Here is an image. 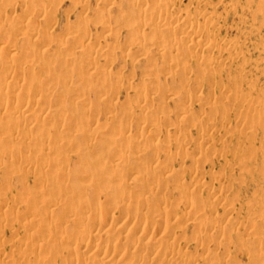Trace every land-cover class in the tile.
<instances>
[{
  "label": "rangeland",
  "instance_id": "obj_1",
  "mask_svg": "<svg viewBox=\"0 0 264 264\" xmlns=\"http://www.w3.org/2000/svg\"><path fill=\"white\" fill-rule=\"evenodd\" d=\"M151 1L152 0H145L144 3L150 4ZM170 1L171 5H169V8L166 6L163 10L168 11V13H171L173 16L184 18L186 15L188 16L194 14L195 9L201 8L202 10L199 9V12L204 15L197 16L195 23L202 24V22L206 19H209L212 22L213 25L209 30V37L215 41V45L211 50H203L202 53L209 56L214 61V63L210 64L208 71L205 70L200 72L198 71L199 69L197 70L195 62L193 64L194 59L192 60V55L194 52L188 53L190 54L188 55L190 57H187L186 54H179V56L176 55L178 58H188L186 60L183 58L184 62H186L185 65L188 66L187 68H190L191 71L188 73V82L186 83L181 71H177L176 74L174 73V75H172L173 79H170V77H165L166 75L162 73L163 71L157 73L156 75H159L160 73L161 74L159 77L157 76L158 79L156 78V82L160 87H163L160 88L158 92L154 93V102L152 104L148 103L146 105L147 108L143 114L136 108V104L138 101L137 98L143 90V83L146 81V79H148L147 77L149 75L148 69L145 68L146 73L144 72V67L147 66V68L152 69L151 67L153 66L154 68V65L152 64L155 60V65L158 67L159 65H162L163 67L170 65L172 62L170 63L168 60H166L165 63V59L162 61V58L157 55V58H154V61L150 63L149 60L151 59V53L158 50L160 46L154 43L156 41L154 40L155 37H148L150 34V29L148 27L145 26L139 31L136 29V21L135 23H132L134 20H136L134 17L136 12H134L135 10L133 9L135 8V5L128 6L126 3H123L122 0H107V2H105V0H28L26 5L29 7V11L38 4H42L44 8L41 11L39 10L37 14H33L25 25H22L19 22H13L8 18V16L11 14L10 12H12L11 7H6L2 10L0 7V103L3 87L2 73L8 70L12 74L13 82L16 85L15 90H13L10 94L13 98L9 95L11 97V99H9L10 104L8 106L9 115H3L0 118V190L2 189L1 191H5L3 195L7 196V200H5L6 197H3L2 192H0V202L2 203L3 199L7 201L5 202L3 200V203L5 202L7 206L5 203L4 205H1L0 203V208H3L4 214L6 213L5 215L3 214V218H0L1 221L4 219L2 223L0 222V232H3L2 235L0 233V258L5 254L8 255L6 257H8V259L11 258L10 264H81L80 261L85 257L86 254L82 251L74 250L72 246L78 242V240L75 239V234L88 232L91 235L105 237L109 243L113 242L114 239L116 241L117 238H119L127 240L133 244V246L130 248L122 247L119 250H115L113 252L115 256L121 253V251H123V255L112 259V263L110 264H124L126 262L131 264H176L175 261H159L160 256L165 251L170 252L172 250H176L177 244L170 241V237L175 235L179 239V246L184 248L181 250V254H178L181 258H183V260L189 258L190 254L194 255H190V258L194 257V259H198V255L196 254L195 249L193 250V248L196 247L195 245L201 244L205 240L204 243L207 241L208 245L210 244L208 247L206 243L207 247L210 249V252L203 255L204 261L198 259V261H196L198 264H264V261L259 262L256 259L257 254L260 253L259 251L258 253L256 249H261L262 253L264 247V224L261 222H264V219L261 216H258V212H260L258 210L263 207L260 210L263 211L262 214L264 217V123L259 125L255 123L257 125L255 126L252 125L254 122L249 123V121H251L250 119L247 121L248 118L244 119L242 117L241 118L243 120L240 118L242 121L239 122L238 117L240 116H237V113L239 112L238 110L242 111V108L235 110L234 106L228 107L227 109L225 108L226 113L228 114H222L223 116L221 117H224L225 115L227 119L225 117V119L221 118V113L214 114L216 115V117L213 115L216 119L212 117L215 121L214 122L212 120V123L214 124L210 122L211 119H208L212 116V112H210V109L208 107L206 108V106L203 108L205 110L203 112L204 115L202 114L203 116L200 115L197 117L198 119H193L192 122L195 120L194 123H192L190 120L192 125L190 122H187L188 124L185 125V121L183 122L184 124L182 122L178 124L177 122H179L180 119L176 117L178 116L179 110L182 109L183 106H186V103L184 101L182 102L181 98L183 93L186 92L185 90L188 88V91H191L190 93L193 96L199 97L201 102L205 100L207 102L211 101V89L213 90L214 84H220V82L221 85L223 84L222 86L225 88L226 92L232 90L237 91L238 100L240 99V96L242 97L243 95H246L247 97H255L259 95L264 99V0ZM139 2L143 3V0H139ZM20 9L21 7L19 8V6H17L15 12L18 14L21 13L20 11H23V8L22 10ZM28 13L26 14L28 15ZM129 17L133 19L132 22H129ZM82 23L87 25L86 31L88 32V36H86V39H89V42L87 43L88 45L82 47V50L78 49L77 47L75 48L73 54L71 53L70 55H66V53L62 52L63 42L66 41L67 37H69L71 40L69 42L66 41L67 43L64 42V44L69 46L72 44L76 46L74 44L76 39L85 29L82 28ZM147 33L149 34L147 35ZM146 38H150V40H147ZM134 40L136 42H141L144 40L142 42L146 43V46L148 45L146 50L149 54L148 61L151 64V67L146 65L148 62L145 63V58L143 56L136 53L140 51L138 45L129 44ZM152 40H154L153 43L155 46L151 43ZM72 45L71 47H73ZM118 47L120 50L121 48L125 49H123V52L121 51L120 53ZM96 49L99 52H96ZM116 50H119V54ZM89 52L93 55L97 53L95 56H99V60L93 63L94 67H86L84 63L83 64L85 66L82 64V60H78L79 58H84ZM197 53H195L197 56L202 54H200V51ZM172 54L174 55L175 52H172ZM173 55L171 56L173 57ZM181 55H183V57H181ZM61 57L65 59L66 64H59V59ZM176 57H173V60H175ZM219 60L222 62L221 64H218V67L217 62ZM72 64H75V66L71 67ZM26 65L30 66L32 70L28 72V70L25 69L18 72L19 74H13L14 71L20 70ZM49 65H54L57 69L46 71L45 69ZM59 65L62 66L63 70L60 69L61 67L59 68ZM30 72L32 74H30ZM86 74H88V76ZM144 74L147 76H144ZM200 75H202L204 78V81L199 85L201 88L196 85L197 82H195L196 79L198 80ZM32 77L35 83L32 81L29 82V78ZM58 77L61 78L59 79ZM180 77H182V81ZM150 80V82L155 81L153 79ZM147 82L149 81L147 80ZM196 86L198 88H195ZM212 86L213 88H211ZM172 90L174 91V94H177L176 98L173 101L164 100V104L166 103V105L160 104V100L162 98L164 99V96H167L165 95L167 94L166 91L173 92ZM175 91L177 92L175 93ZM40 92L42 96V102L41 98L38 99L41 96H37V94ZM35 94L37 97H34L33 99L38 101L37 104H35L31 98ZM9 96L7 98H9ZM30 98L32 99L30 112L25 114L26 117L24 116V119L26 118V122L27 120L31 121V123L27 122L30 128V131L27 132L30 133L29 135L31 137L28 134L27 135L30 137V140L32 138V141L29 139H22L23 135L26 134V131L22 128L18 130L12 128V123L14 121H20L19 117L12 115L13 104L20 100H30ZM108 100L111 102V105L109 106H107ZM216 103L220 102L217 101ZM226 103L227 101L223 102V104ZM233 103L234 101H231V104ZM253 105L248 107V110H251V113L253 112L252 115L254 113H260L261 111L256 112V109L258 108L257 106L255 107L256 104L254 106ZM192 106V110L195 112L194 114H199V105L193 103ZM40 110L42 113L39 114V117L32 115V112H40ZM70 110H72V112H78V114L74 116L76 118L74 121L71 119L73 115L70 116V118L69 114L68 116L66 114L67 112H71ZM126 110L130 112L129 116L125 114ZM63 113L65 116H62ZM84 113H88L87 115L90 114V122L85 124L82 123L83 117L78 116ZM208 114L210 117H208ZM31 115L34 116V119ZM41 116H43V118ZM76 116H78V118ZM148 117L150 118L151 122H154V124L156 123V125L150 124L147 126V123L146 125L143 123L145 125L144 126L142 122H144L145 119L147 120ZM68 118L70 120V124L68 123ZM56 120H59V122L57 125H53V122ZM196 120H200L202 127H209L208 133L211 132L210 134L212 135L214 143L212 144L213 141H210L209 144H207L208 146L210 145L208 149L211 147L209 150L214 149L215 152H218L220 146L223 148V150L220 149L222 150V153H219L220 151L218 152L219 155L221 154L220 156L222 158L219 157L217 152L214 153L213 151L210 152L208 150V152H210L208 153L210 155L207 154L208 156H211V154L213 156L214 154L213 158L211 156L212 164H204L201 162L203 164L201 165L200 163L201 166L197 167V173L201 171L199 168L204 166V169L202 168V173L204 174L203 176L205 177V180L202 174L199 175L201 172L198 173V177L201 178V180L203 179L202 181H206V183H204L207 186L213 185L214 187H217L219 184L216 183V181L213 182L212 179L210 180L211 185L208 184L210 179L208 173L210 174V172H214L215 170V173L222 175L221 179L219 180L221 181L219 182L221 183L220 187L225 188L224 185L228 186L227 183L230 185L232 184V186H229L231 189H229L230 191L228 190L227 196L228 198L231 196L232 201H236L233 202L234 204L232 205H235V209L232 207L234 212H231V217L230 214H228L227 217H237V220L239 219L240 221L251 219V221L253 220L257 223V227H263H259L261 228V241L256 244V248H252V246L247 242H243V244L240 246L237 243H233V245L228 243V240H235L234 229L236 228V221L234 220V222H232V220L229 222L227 226L228 232L224 233L225 235L227 233L229 234L230 239L228 238L227 241L224 240V237L226 239V236L224 235V237H222L220 233H217V231L211 230L212 234H210L211 231H208V229L205 228L204 223L197 224V227L195 226V223H190L185 227V230L179 234L177 230L182 225L183 222H181V220L185 216L184 214L187 213L188 208H184V197L183 199L181 198L182 196L179 194L178 188L176 187L171 191L170 189L161 190L155 193L154 196L148 197L144 194V188H141L140 185L131 187V191L136 197L133 198L135 201H127V204H125V202L120 204L121 201H119V198L117 199L115 196L116 190L121 186L126 185L127 180L125 179V173L130 170L129 168L140 171L141 173H145L150 172L148 170H152L154 168L156 164H154L153 161H158L162 164L165 161V156L171 155L170 158H173L175 157L174 155L177 154L178 155L176 157L179 158L180 152L177 153V150L174 149L175 140H178L182 137L181 134L183 129H187L189 126L191 127L196 125L194 126L195 128H188L190 131L189 137L191 136V138L188 139L190 142L187 144V146H189H186V148L189 149V152H191L193 146H197V142L195 143V136H197V132H199L197 130L199 123H196ZM203 120H207L208 122ZM237 120L240 123L238 124V126L240 125L239 127L236 123ZM202 121L206 126L203 125ZM243 121L244 123L247 121L248 125L252 123V127L251 125H247L252 129L246 127V124L244 123L243 126ZM61 122H63V124ZM64 124H66L65 128L62 127ZM67 124L74 126V128L70 129V126ZM140 125L144 127L147 126V128H145L146 130L144 129L142 132H140V128H138ZM170 125L173 126L171 127ZM209 125H211L213 128L210 129ZM241 125L248 128H242L244 129L243 133L240 131ZM110 126H112V128ZM44 127H48V129ZM68 127L70 131L66 132V128ZM122 127V130L126 133H124V137L126 138L125 140L134 141L135 151L142 149V146L140 147V143L135 141L136 137L145 139L146 145L143 147L144 150L137 151L134 155L131 154L130 160L126 162L124 167L122 164H120V167L117 169L111 166L106 170L101 171V166L115 161L112 159L114 150H120L121 153L124 152V149L120 143L122 137H118ZM202 127L199 126V130H201ZM110 128H114V130H110ZM232 128L236 130L233 131L234 129ZM44 129H46V132L48 130L47 134L49 138L48 140L45 139V142H47L49 147L50 145L55 147L56 145L54 146L53 144L55 141H57L55 144H58V142L60 143L59 146L57 145L58 147L63 144L66 146V148H64L61 152L56 151L57 153L61 154V157H58L56 154H54V150H57L56 147L53 149L52 147L48 148V146L46 148L44 147L45 150L48 149L47 151H49V149L54 151V153L49 151L51 154L46 156L42 155L38 151V153H36V149L38 148H36L37 146L33 145L32 143L34 141V143H36L38 137L41 138V134H43L41 131ZM58 129H61L62 134H59V139H56L57 135H55V133L56 131H59ZM109 130L111 132H109ZM225 130H228V133L232 131L233 135L228 134L225 132ZM246 130L248 131L245 132ZM31 131H33L32 135ZM166 131H169L172 135L170 136L171 142L169 141L168 143L164 142L163 140V136L167 134ZM237 131H239L240 134ZM155 132L158 133L157 137L159 139L157 137H155L156 139L152 138L153 140H151V142L150 136ZM90 133H95L98 136L97 141L104 143L103 146L93 150L89 149L84 143L83 138ZM173 135H177L175 139ZM16 136L20 137H17L20 139L19 142L25 140L26 144H28L30 141L32 143L29 144H32V146L29 144V148H25L20 145L18 146V140H16L17 138L14 139ZM50 138H55V140L51 139V143L49 141ZM224 139L226 141H224ZM27 140L29 141L27 142ZM48 142L50 143L48 144ZM11 143H16L17 146H13ZM164 143H166V145ZM221 143L223 145H221ZM9 144L13 147H16V151L14 148H8L9 151L13 150L10 151L11 153H18L23 157L27 156V158L30 155L28 158L30 160H27V162L31 163L32 161V163L22 164L17 160L9 159L6 154L4 155L8 149L5 150V152L3 149L6 148V145L10 146ZM207 145L205 146L206 149ZM165 146H168L169 149H167L168 147L165 148ZM19 147L22 148L19 149ZM250 147L251 149L253 148L251 152L253 151L252 153L254 155L252 156L254 157H250L252 154L250 152ZM17 148L19 149L18 152ZM226 148L229 150L227 149V151ZM246 148L247 150L249 149L250 154L247 153L248 151ZM154 149H156L155 153H158L155 154ZM237 149L243 150L246 155H244L243 151H241V153L240 151H237ZM168 150H170V152ZM224 150L226 154L224 153ZM230 150L233 151L231 152ZM9 151L7 154H11ZM226 151L229 153L227 154ZM79 153L82 156L77 159L76 156ZM195 154H197V152H195ZM181 156L182 155H180V157ZM247 156L252 159L248 158ZM56 157H58V161L54 163L53 159ZM224 157H227V160H225ZM172 160L174 163V168L177 169L178 160L175 158ZM52 162L54 166L51 164ZM189 164H191L190 160L186 159L185 166L188 167ZM41 166L44 169L48 166V169L50 168L52 172H34V168L36 169L37 167V169H39ZM244 166L247 168L251 167L252 169L249 168L248 170L250 171L251 169V173L246 172V168H243V170L245 169V172L243 171V174L241 175H245L244 177H239V174L241 173L240 169ZM62 169H64V171L61 172H65L66 169V175L63 179L59 180L58 175L61 173L60 170ZM81 170L85 171V175L82 181L78 185L74 186ZM50 173H57V176L54 178V175H49ZM156 173L157 174L155 176L147 178L152 180L162 179L163 183L169 186L181 183L189 185L191 183L190 172H188L187 175L185 174V177L183 176L181 178L179 176H177L179 178H176L175 175L174 177L176 179H173L174 177H169V175L159 174L158 169H156ZM48 176L53 177V180L58 178L57 180H59L58 183L60 184L42 187L44 181L49 180ZM238 177L241 181L238 179ZM107 179L108 185L105 188H102L101 183ZM232 179H236L235 182L232 181ZM130 180L131 178H129V181ZM212 182L214 184H212ZM105 185L106 183H102V186ZM94 191H98L102 193V195L106 193H114V198L109 196L110 200L116 202V209L112 210L111 213L108 214L110 217H112V225L110 227L93 228L95 226L93 225L94 218L98 214L105 212V210L99 205L103 198L101 197L100 199H93L90 197L91 193ZM12 196H14L13 198L18 197L17 201L15 200L16 198L13 200V202L16 201L18 204L11 202ZM162 197L166 198L167 202L161 205L158 203V201ZM232 197H235L236 199H233ZM140 200L143 201L142 206L138 205V202H136ZM25 201L31 204L25 205L23 203ZM259 201L262 202L263 206H261ZM19 202H21L23 205H21ZM64 205H69L72 207V209L65 210L63 208ZM48 207L49 210L53 209L51 218L48 217ZM221 207L222 206L219 205V207L217 206L218 209L216 208V214L219 216L222 215L224 210L223 207ZM130 210L133 211L134 217L129 220H123L122 214L125 211ZM249 210L250 213H248ZM152 211L164 214L166 216L169 215L170 212L175 215H173L174 217H172L167 224V232L160 233V230H157V228L153 232H150L154 226L146 220V217ZM237 211L240 212V214L237 213ZM254 212L257 213V215L255 214L256 216L252 215ZM15 213L22 219L14 222V224L11 223V226H14L11 229L9 222L10 220H13V216H16ZM209 213L210 212L207 211V218L211 216ZM0 214V216H2V210H0ZM227 217L225 216V219ZM256 217H260V220L258 221L259 218ZM252 218L256 219L254 220ZM123 223L128 224L132 230H128L123 234L120 233L117 227ZM260 223H262V225ZM201 224L204 225V228H202ZM138 225H142L146 228L149 227V235L144 236L138 232H135L134 228ZM199 225L201 226L199 227ZM31 227L34 232L30 238L27 239L24 236V232ZM259 228L258 230H260ZM14 230L16 233L14 232L15 234L12 235V231ZM205 230H207V232H205ZM247 231L248 230L245 231V229L241 228L240 232H238L248 234L249 231ZM238 232L236 231V233ZM62 233L70 235L71 241L68 242L65 239L67 243H65V241L59 243V237ZM208 233L210 235H208ZM53 236L58 238L55 242V245H58L56 246L57 251H54L50 248L52 245ZM219 238H221V240ZM35 241L36 243L38 242L35 248L30 249L25 253L17 252L16 247H29L30 243H34ZM197 241H199L198 244ZM12 243L13 246L10 245ZM153 246H156V248H153ZM151 249L157 250L155 252H150ZM107 251H109V247H107ZM100 260L101 258L96 256L94 259L89 260L86 264H99ZM0 264L2 263L0 262Z\"/></svg>",
  "mask_w": 264,
  "mask_h": 264
},
{
  "label": "bare ground",
  "instance_id": "obj_2",
  "mask_svg": "<svg viewBox=\"0 0 264 264\" xmlns=\"http://www.w3.org/2000/svg\"><path fill=\"white\" fill-rule=\"evenodd\" d=\"M28 0H0V7H1V10L2 9H4V8H6V7H11L12 8V12H10L11 14L8 16V18L11 20V21H13V22H19V23H21L22 25H25L28 21H29V19L32 17V15L33 14H37L38 12H39V10L41 11L44 7L42 6V4H38L36 7H34L33 9H30V11L28 10V6L26 5V2H27ZM82 1V0H81ZM87 1V0H86ZM102 1V0H101ZM123 1V3H126V5H135L134 7L135 8H133L135 11L134 12H136L135 13V18H136V20H134V22H132L133 21V19H131L130 17V19H129V22H132V23H135V21H136V24H137V30H139L140 31V29L141 28H143V27H148L149 29H150V31H149V33H147V35H148V37H150V38H154L155 37V39L154 40H156L154 43L156 44V45H159L160 47H159V49L158 50H156V51H153V53H151V55H150V60H149V54H148V52H147V50H146V47L148 46H146L145 44L146 43H144V42H142V41H144V40H139V41H141L142 43H144V44H142L141 42H136L135 40L133 41V42H131V43H129V44H137L138 45V48L140 49V51L139 52H142V53H139V52H136V53H138V55L140 54L141 56H143L144 58H145V63L146 62H148L149 63V61H150V63L152 62V61H154V58L156 59L157 57V55H159L161 58H162V61L165 59V63H166V60H168V62H172L170 65H166V66H160L159 65V67L157 66V65H155V61L153 62V64L152 65H154V68H153V66L151 67L150 65V63L148 64V63H146V65H149L148 67H151L152 69H150V68H147V66L146 67H144V72L146 73V69H148V72H149V75H148V79H146V81L143 83V90H142V92L139 94V96H138V101H137V104H136V108L138 109V110H140V112H142V114H143V112L145 113V110H146V105L148 104V103H150V104H152L153 102H154V93H156V92H158L159 90H160V88H162V87H160L158 84H157V82H156V78L158 79V77H159V75L161 74H159V75H156L157 73H159V72H162L163 74H165L166 76L165 77H170V79H173V77H172V75H174V73L176 74V72L178 71H181L182 73H183V78H185V80H186V83L188 82V80H189V77H188V73L189 72H191L190 71V68H187L188 66H186L185 64H186V62H184V60H183V55H187V57H190V56H188V55H190V54H188V53H193V55H192V60L194 59V61H193V64H194V62H195V64H196V68H197V70L198 71H200V72H202V71H208L209 70V66H210V64L211 63H214V61L209 57V56H207V55H204V53H202L203 52V50H206V51H209V50H211L212 48H213V46L215 45V41L214 40H212L210 37H209V30L211 29V27H212V22L209 20V19H206V20H204L203 22H202V24L201 23H195V19H196V17L197 16H199V15H202V13H200L199 11V9H201V8H199V9H195L194 10V14H192V15H186V17H184V18H178V17H176V16H173L171 13H168V11H165V10H163V9H165L164 7H166V6H168V8H169V5H171V1L169 0V1H167V0H152L151 1V3L150 4H148V3H144V1L145 0H143V3H140L139 2V0H122ZM142 1V0H141ZM105 2H107V0H105ZM121 2V1H120ZM198 2V1H197ZM82 3H85V2H82ZM104 4V3H103ZM102 4V5H103ZM104 5H106V4H104ZM107 5H108V3H107ZM111 5V4H110ZM198 5H199V3H198ZM17 6H19V8L21 7V9L20 10H22V8H23V11H20L21 13H16L15 12V9L17 8ZM84 6V5H83ZM104 7V6H103ZM107 7V6H106ZM10 8V9H11ZM202 10V9H201ZM29 13H28V12ZM26 13H28V15L26 14ZM124 13V12H123ZM129 13V12H128ZM189 14V13H188ZM27 17H26V16ZM134 15V14H133ZM204 15V14H203ZM202 15V16H203ZM128 18V17H127ZM128 21V20H127ZM87 23V22H86ZM86 24L84 23H82V28H85L84 29V31H82V33H81V35H79L78 36V38L76 39V41H75V45L76 46H74V45H72V44H70V46L69 45H67V44H64V42H69L70 40H71V38H69V37H67L66 38V41H64L63 42V46H62V52H64V53H66V55H70L71 53L73 54V52H74V50H75V48H77L78 47V49H80V50H82L83 48L82 47H84V46H86V45H88L87 43L89 42V39L87 40L86 38V36H88L87 35V31H86ZM144 32V31H143ZM134 33V32H133ZM163 33H164V36H163ZM166 33V34H165ZM140 34V33H139ZM99 35V34H98ZM134 36V35H133ZM140 36V35H139ZM145 36V35H144ZM166 36H167V38H166ZM135 37V36H134ZM143 38H145V37H143ZM150 38L149 39H147V40H150ZM132 39H133V37H132ZM131 39V40H132ZM141 39H142V37H141ZM154 40H152V44L154 45V43H153V41ZM169 40V41H168ZM66 42V43H67ZM147 42H149V41H147ZM128 43V42H127ZM71 45L73 46V47H71ZM152 45V46H153ZM155 46V45H154ZM158 47V46H157ZM129 48V47H128ZM101 49V48H100ZM99 49V50H100ZM118 49H119V47H118ZM123 49H125V48H121V50L119 51L120 53H121V51L123 52ZM150 49V48H149ZM97 50V49H96ZM117 51V50H116ZM118 51H117V53H118ZM126 51H128V50H126ZM136 51V50H135ZM149 51V50H148ZM198 51H200V56H197V55H195V53H197ZM96 52H99L98 50L96 51ZM150 52V51H149ZM172 52H175V56L172 54ZM135 53V54H136ZM88 54H90V52L88 53ZM88 54H86L85 55V57L84 58H79L78 60H82L81 62H82V64L84 63L85 65H86V67L87 66H92V67H94L93 66V63H95L96 61H98L99 60V56L97 57V56H95V55H97V53L95 54V55H93V54H90V55H88ZM114 54H116V53H114ZM119 54V53H118ZM135 54H134V56H135ZM179 54H183V55H181V57H183V58H178V57H176V55L177 56H179ZM197 54H199V53H197ZM98 55H99V53H98ZM171 55H173V57H176V59L175 60H173V57L171 56ZM158 56V57H159ZM133 57V56H132ZM184 58L185 60L186 59H188V58ZM135 58H136V56H135ZM153 58V59H152ZM178 58V59H177ZM141 60V59H140ZM149 60V61H148ZM63 62V63H62ZM80 62V63H81ZM180 62V63H179ZM221 60H219L218 62H217V65L218 64H221ZM66 64V62H65V59L64 58H60L59 59V64ZM78 63V62H77ZM79 63V64H80ZM177 63H179V64H177ZM182 63V64H181ZM83 64V65H84ZM163 64V63H162ZM176 64V65H175ZM190 64V63H189ZM188 64V65H189ZM84 65V66H85ZM173 65V66H172ZM182 67H181V66ZM213 65V64H212ZM216 65V66H217ZM73 66H75V64H72L71 65V67H73ZM155 66H157V67H155ZM171 66V67H170ZM180 66V67H179ZM61 67V68H60ZM190 67V66H189ZM218 67H219V65H218ZM217 67V68H218ZM59 68L60 69H62L63 70V68H62V66H60L59 65ZM91 68V67H90ZM146 68V69H145ZM175 68V69H174ZM25 69H27L28 70V72L30 71V70H32L31 68H30V66H28V65H26V66H23L20 70H16V71H14V73L13 74H19L18 72H20V71H22V70H25ZM57 68L54 66V65H49L45 70L46 71H52V70H56ZM149 69H150V71H149ZM174 69V70H173ZM152 70V71H151ZM189 70V71H188ZM59 71V70H58ZM165 71V72H164ZM32 72V71H31ZM30 72V74H32ZM147 72V73H148ZM167 73V74H166ZM199 73V72H198ZM9 74H11L8 70L7 71H5V72H3L2 73V80H3V87H2V92H1V103H0V118L3 116V115H9V111H8V106H9V102H10V100L9 99H11V93H12V91L13 90H15V84H14V82H13V76H12V74L11 75H9ZM67 74V73H66ZM202 74V73H201ZM87 76H88V74H86ZM155 75H156V77H155ZM35 76V75H34ZM63 76H65V75H63ZM144 76H147L146 74H144ZM153 76V77H152ZM158 76V77H157ZM177 76H178V74H177ZM182 76V75H181ZM190 76V75H189ZM29 77H31V76H29ZM172 77V78H171ZM198 77V76H197ZM209 77V76H208ZM208 77H207V79H208ZM35 78V77H34ZM59 78V77H58ZM61 78V77H60ZM59 78V79H60ZM103 78V77H102ZM181 78V81H182V77H180ZM57 79V78H56ZM104 79V78H103ZM150 79H153V80H155V81H153V82H150L151 80ZM178 79H179V77H178ZM196 79V78H195ZM194 79V80H195ZM147 80L149 81V82H147ZM185 80L183 79V81L185 82ZM28 81V80H27ZM34 82L33 81V77L32 78H29V82ZM204 81V78H203V76L202 75H200L199 76V78H198V80L196 79V81L195 82H197L196 83V85H200V83L201 82H203ZM28 82V83H29ZM143 82V81H142ZM35 83V82H34ZM156 83V84H155ZM183 83V82H182ZM181 83V84H182ZM212 83H213V80H212ZM183 84H185V83H183ZM189 84V83H188ZM29 85V84H28ZM33 85V84H32ZM36 85V84H35ZM166 85V84H165ZM194 85V84H193ZM193 85H191V86H193ZM223 85V84H222ZM221 85V82H220V84L218 83V84H214L213 86H214V88H213V86L211 87V88H213V90L211 89V91H212V96H211V101H206L205 99V101L207 102H205V101H203V102H201V99L199 98V97H197V96H193L189 91H188V89L187 90H185L186 92H184L183 93V96H182V98H181V100H182V102L184 101L185 103H186V106H183V108L182 107H180V108H182V109H180L179 110V112H178V116H176V117H178V119H180L179 120V122H177L178 124H180L181 122L183 123L184 121V123H186L185 125H187L189 122H190V120H191V122H192V120L193 119H195V118H197V117H199L200 115L201 116H203L204 114H203V112L205 111L203 108L206 106V108L208 107L209 109H210V112H212V116L210 117V115L208 116V117H210V118H208L209 120H210V122L212 123V120H213V118L212 117H216V115H214V114H218V113H221L220 114V117L221 116H223L222 114H225L226 113V110H225V108L227 109L228 107H232V106H234L235 107V110H238V109H241L242 111H240V110H238L239 112L237 113L238 115L237 116H240V117H238V119H239V122H241L243 119L242 118H244V119H247L248 118V120L247 121H249V119L251 120V121H249V123L250 122H254L252 125H255V126H257L256 124H263L264 123V117H263V115H264V99H263V97L262 96H255V97H247L246 95L244 96H240V99L238 100V92L237 91H228V92H226V90H225V88L223 87ZM30 86V85H29ZM183 86V85H182ZM209 86H211V85H209ZM187 87H188V85H187ZM200 87V86H199ZM226 87V86H225ZM132 88V87H131ZM194 88V87H193ZM195 88H198L197 86L195 87ZM201 88V87H200ZM40 89H42V88H40ZM165 89H166V87H165ZM37 90V89H36ZM39 90V89H38ZM235 90V89H234ZM173 91V90H172ZM167 92V94H165V95H167V96H164V99L162 98H159V99H161L160 100V104H164V100H169V101H173L175 98H176V95L177 94H174V91L173 92H168V91H166ZM177 91H175V93H176ZM33 93V92H32ZM161 93V92H160ZM37 94V93H36ZM36 94L33 96V97H31L32 99L34 98V97H37V96H41V92L40 93H38L37 94V96H36ZM235 94H237V95H235ZM11 97H10V96ZM211 95V94H210ZM209 95V96H210ZM9 96V98H7ZM159 96V95H158ZM234 96H236V97H234ZM13 98V97H12ZM30 98V100L28 99V100H20V101H18V102H16V103H14L13 104V108H12V111H13V113H12V115L13 116H15V117H19L20 118V121H14L13 123H12V128L13 129H15V130H18V129H20V128H22L23 130H25L26 131V134H24L23 135V137H22V139H29L31 136L29 135L30 133H28L30 130V128H29V122L31 123V121H28L27 120V122H26V118L24 119V116H25V114L26 113H29L30 112V106H31V102H32V99ZM41 98V102H42V96L41 97H39L38 99H40ZM232 99H234V100H232ZM156 101V100H155ZM220 102V103H216V102ZM227 101V103L226 104H223V102H226ZM231 101H234V103L233 104H231ZM33 102L35 103V104H37L38 103V101H36L35 99H33ZM230 102V103H229ZM11 103H12V101H11ZM193 103H195V104H198L199 105V108H200V113L198 114L197 112V114L195 115L194 113V111L192 110V104ZM255 105V107L257 106L258 108H261V109H256V112H258V111H261L260 113H254L253 115H252V113H251V110H248L249 108L248 107H250V106H252V105ZM109 105H111V102L108 100V102H107V106H109ZM164 105H166V103L164 104ZM253 105V106H254ZM157 106H158V104H157ZM192 106V107H191ZM263 106V107H262ZM128 107V106H127ZM255 107H253V108H255ZM247 108V109H246ZM128 109H129V107H128ZM198 109V108H197ZM231 109V108H230ZM229 109V110H230ZM73 110V109H72ZM72 110H70L71 112H72ZM253 110H255V109H253ZM252 110V111H253ZM263 110V111H262ZM37 111H39V110H37ZM35 112V113H33L32 112V115H34L35 117L37 116V117H39L40 115L39 114H41L42 112H41V110H40V112ZM74 111V110H73ZM133 111V110H132ZM231 111V110H230ZM65 112L66 114H67V116H68V114H69V117L70 116H72V118L71 119H73V121L74 120H76V118L74 117L76 114H78V112L76 113V111L75 112ZM86 112H88V111H86ZM91 112V111H90ZM209 112V113H210ZM237 112V111H236ZM92 113V112H91ZM37 114V115H36ZM64 114V113H63ZM62 114V116H65V114L63 115ZM88 114V113H87ZM87 114H80V115H78L79 117L80 116H82L83 118H82V123H87V122H90V114L89 115H87ZM125 114H127V116H129L130 115V112L129 111H125ZM203 114V115H202ZM226 114H228V113H226ZM31 115V116H32ZM205 115H206V113H205ZM214 115V116H213ZM28 116V115H27ZM34 116H32L33 117V119H34ZM78 116H76L77 118H78ZM235 116H236V114H235ZM237 116H236V118H237ZM26 117V116H25ZM42 118H43V116H41ZM74 117V118H73ZM214 117V118H215ZM224 117H225V115H224ZM224 117H221V118H224ZM242 117V118H241ZM250 117V118H249ZM23 118V119H22ZM67 118V117H66ZM152 118H154V117H152ZM206 118V119H207ZM221 118H219V119H221ZM226 118V117H225ZM224 118V119H225ZM229 118V117H228ZM242 120H241V119ZM181 119H183V120H181ZM198 119V118H197ZM200 119V118H199ZM207 119V120H208ZM216 119V118H215ZM227 119V118H226ZM114 120V119H113ZM156 120V119H155ZM159 120V119H158ZM166 120V119H165ZM187 120V121H186ZM189 120V121H188ZM207 120H203V121H207ZM34 121V120H33ZM57 121V120H56ZM56 121H54L53 122V125H57V123L59 122V120L56 122ZM65 121V120H64ZM69 118H68V123H69ZM72 121V120H71ZM91 121H92V117H91ZM146 121V122H145ZM195 121V120H194ZM194 121L192 122V123H194ZM197 121V120H196ZM199 121V122H198ZM196 123H199V125H198V128H197V130L199 131V132H197V136H195L196 138V141H195V143L197 142V146L196 145H194L193 146V151L191 150V152H189L188 150L189 149H187L186 148V146H187V144L190 142V141H188V139L189 138H191V136L189 137V130H188V128L190 127L189 125V127L187 128V129H183V132H182V137L180 138V139H178V140H175V146H174V149H176L177 150V153L178 152H180L179 154L180 155H182L181 157H180V155H179V158L178 157H176L177 155H174L175 157H173V155H172V157L173 158H175V159H177L178 160V167H177V169H175L174 168V166H173V158H170V156H165V161H164V163H160V162H158V161H153V163L154 164H156L155 166H154V168L152 169V170H148V171H150V172H145V173H141L140 171H137V170H135V169H132V168H129L130 170L129 171H127L126 173H125V179L127 180V182H126V185H124V186H121L120 188H118L117 190H116V192H115V196H116V198L119 200V201H121L120 202V204L123 202H125V204H127L126 202L127 201H131V200H134L133 198L134 197H136L133 193H132V191H131V187H135V186H137V185H140L141 186V188H144V194L148 197V196H154V194L155 193H157V192H159V191H161V190H168V189H170V191L171 190H173L175 187L176 188H178V192H179V194L182 196L181 198L183 199V197H184V200H185V206H184V204H183V206H184V208H188L187 210V213L186 214H184L185 216L183 217V219L181 220V222H183L182 223V225L179 227V229L177 230L178 231V233L180 234V233H182L184 230H185V227L188 225V224H193V223H195L196 225V227H197V224H200V223H204V225H205V228L206 229H208V231L210 230H214V231H217V233H220L221 234V236L222 237H224V233H226V232H228V228H227V226H228V224H229V222H231V220H232V222H234V221H236V228L234 229V232H235V240L234 241H231V240H228V243L229 244H232L233 245V243H237L239 246L241 245V244H243V242H247V243H249L251 246H252V248H256V244L259 242V241H261L260 240V235H261V228H263V227H261V226H259V224H258V226L259 227H261V228H259V227H257V223L255 222V221H251V219H249V220H245V221H240L239 219L237 220V217L235 218H229V217H227V215L228 214H230V217H231V212H234L233 211V209H232V207H234V206H232L234 203L233 202H236V201H232V199H231V196H230V198H228V196H227V192H228V190L229 189H231V187H229V186H232V184L230 185L229 183H227V185L228 186H226V185H224L225 186V188L224 187H220V185H221V183H219V182H221V181H219L220 179H221V176L222 175H220V174H218V173H215V170H214V172H210V174L208 173V175H209V183L208 184H210L211 183V179L213 180V182L214 181H216V183H218L219 185V187L217 186V187H214L213 185L212 186H207L205 183H206V181H202L201 180V178H199L198 177V173L199 172H201L199 175H201L202 174V176L204 175L202 172H203V169H204V166L202 167V168H199L201 171H199L198 173H197V167L198 166H201L203 163L205 164V163H209V164H212V158L214 157V154H213V156H212V154H211V156H212V158H211V156H208V155H210V154H208V153H210L211 151H213L214 153H216L215 151H214V149L213 150H209L208 149V147L210 146H208L207 144H209V142L210 141H213V139H212V135L210 134V133H208V130H209V127H202L201 126V124H200V120H198ZM202 121V122H203ZM214 121V120H213ZM227 121V120H226ZM229 121V120H228ZM247 121H245V123H244V121L242 122V125H243V123L244 124H246L245 126L246 127H248V126H250L251 124H249L248 125V122ZM56 122V123H55ZM188 122V123H187ZM190 122V124L192 125V123ZM208 122V121H207ZM215 122V121H214ZM223 122V121H222ZM221 122V123H222ZM238 122V120H237V126H238V124H240ZM247 122V123H246ZM55 123V124H54ZM62 124H63V122H61ZM141 123V122H140ZM143 123H145V125H146V123L148 124L147 126H149L150 124H154V122L152 123L151 122V120H150V118L148 117L147 118V120L145 119L144 120V122H142V124ZM166 123V122H165ZM183 123V124H184ZM195 123V124H196ZM210 123V124H211ZM256 123V124H255ZM33 124V123H32ZM60 124V123H59ZM59 124H58V126H59ZM70 124V123H69ZM76 124H77V122H76ZM107 124H108V122H107ZM164 124V123H163ZM167 124V123H166ZM166 124H164V125H166ZM212 124H214V123H212ZM211 124V125H212ZM65 125L66 124H64V126H62V127H64L65 128ZM68 125V124H67ZM78 125H79V123H78ZM77 125V126H78ZM114 125V124H113ZM144 125V124H143ZM144 125V126H145ZM154 125H156V123L154 124ZM169 125V124H168ZM184 125V126H185ZM203 125H204V122H203ZM211 125H209L210 126V129L211 128H213ZM222 125V124H221ZM236 125V124H235ZM241 125V127H240V131H241V133H243L244 132V129H242V128H246V127H243ZM248 125V126H247ZM252 125H251V127H252ZM68 126H70V125H68ZM144 126H141L140 125V127H138V128H140V132H142L145 128H147V126L146 127H144ZM171 127L173 126V125H170ZM178 126V125H177ZM194 126H196V125H194ZM194 126H191L190 128H195ZM199 126L200 127H202L201 128V130H199L200 128H199ZM204 126H206V125H204ZM240 126V125H239ZM238 126V127H239ZM30 127H32V126H30ZM111 128H112V126H110ZM166 127V126H165ZM220 127H222V126H220ZM236 127V126H235ZM251 127H248L249 129L251 128ZM254 127V126H253ZM44 128H46V129H48V127H44ZM74 128V126H70V129H73ZM107 128V127H106ZM110 128V130H114V128L113 129H111ZM115 128H116V126H115ZM207 130H206V129ZM230 128V127H229ZM237 128V127H236ZM248 128H246V129H248ZM46 129H44V130H42L41 131V133H43V134H41V138L40 137H38V139H37V142L36 143H32V142H30V141H32V138H31V140L29 141V140H27V142H28V144L29 143H32L33 145H36L35 147L36 148H38V149H36V148H34V149H36V153H41L42 155H48V154H51V153H49V151H52L53 153H54V151H55V153L54 154H56V156H58V157H61V154H59V153H57V152H61L64 148H66V146H64V144L63 143H61V144H63V145H61L60 147H62V148H60V147H58L59 145H60V143L58 142V144H55V142H57V141H55L53 144H54V146L56 147V149L57 150H52L53 148H55V147H52V145H50V147H49V145H47V142H45V139L46 140H48V134H47V132H48V130H47V132H46ZM67 129H69V127L68 128H66V132L67 131H70V129L69 130H67ZM108 129V128H107ZM106 129V130H107ZM123 129V127L121 128V130ZM168 129V128H167ZM175 129H176V127H175ZM202 129H205V130H202ZM219 129V128H218ZM232 129H234V128H232ZM231 129V130H232ZM252 129V128H251ZM59 130V129H58ZM109 130V132H111ZM120 130V134H118V137H122L121 139L122 140H120L121 142V145H122V147H123V149H124V152L123 153H121L120 152V150H114V152H113V155H112V159L113 160H115L114 162H109L108 164H106V165H103V166H101V171H104V170H106L107 168H109V167H113V168H115V169H117V168H119L120 167V164H122L123 165V167H124V165L126 164V162H128L129 160H130V155L131 154H135L137 151H143L144 149H143V147H144V145H146L145 143H146V141H145V139H140L139 137H136V139H135V141H137V142H139L140 143V147L142 146V149H139V150H137V151H135V143H134V141H127V140H125L126 138L124 137L125 135H124V131L122 132ZM124 130H126V129H124ZM146 130V129H145ZM166 130V129H165ZM230 130V129H229ZM236 129H234L233 131H235ZM28 131V132H27ZM63 131H65V130H63ZM108 131V130H107ZM156 131V130H155ZM212 131V130H211ZM228 130H225V132H227ZM248 130H246L245 132H247ZM11 132V131H10ZM45 132H46V134H45ZM57 132H59V133H57ZM61 132V133H60ZM102 132V131H101ZM175 132V131H174ZM174 132H172L173 134H175ZM232 131H230L228 134H230V135H233V132L231 133ZM239 134H240V132L239 131H237ZM32 133H33V131H31V135H32ZM57 133V134H56ZM56 133H55V135H57L56 136V139H59L58 137H59V134H62V131H61V129L59 130V131H56ZM64 133V132H63ZM166 135L165 136H163V140H164V142H166V143H168L170 140H171V137L170 136H172L171 135V133L169 132V131H166ZM227 133H226V135H227ZM249 133V132H248ZM30 136H28V135ZM126 134V133H125ZM151 134V133H150ZM150 134H148V135H150ZM157 134L158 133H153L151 136H150V141L151 140H153V139H156L155 137H157ZM191 134V133H190ZM224 134V133H223ZM238 134V135H239ZM28 136V138H27V136ZM39 135H40V133H39ZM50 135V134H49ZM147 135V136H148ZM180 135V136H181ZM229 135V136H230ZM243 135V134H242ZM246 135V134H245ZM24 136H26V137H24ZM61 136V135H60ZM174 136V139H175V137L177 136V135H173ZM237 136V135H236ZM240 136V135H239ZM238 136V137H239ZM17 137H19V136H16L14 139H16ZM47 137V138H46ZM97 135L95 134V133H90V134H88V135H86L84 138H83V140H84V143L88 146V148L89 149H91V150H93V149H96V148H98V147H101V146H103V144L104 143H100V142H98L97 141ZM170 137V138H169ZM233 137V136H232ZM237 137V138H238ZM20 138V137H19ZM19 138H17L16 140H18V146L20 145V146H22V147H28L29 148V146H28V144H26V142H25V140H23V141H20L19 142ZM40 138V139H39ZM60 138H62V137H60ZM153 138V139H152ZM158 138V137H157ZM179 138V137H178ZM51 139H53V140H55V138H50L49 139V141L51 140ZM148 139V140H149ZM159 139V138H158ZM161 140V139H160ZM162 140V141H163ZM193 141H194V139H193ZM224 141H226L225 139H224ZM39 142V143H38ZM51 143H52V141H50ZM50 142H48V144L50 143ZM152 142V141H151ZM159 142V141H158ZM171 142V141H170ZM174 142V141H173ZM9 143V142H8ZM7 143V144H8ZM43 143H44V145H43ZM159 143H161V142H159ZM166 143H164L165 145H166ZM193 143V142H192ZM214 143V141L212 142V144ZM222 143H223V141H222ZM221 143V145H223ZM227 143V142H226ZM11 144H13V146H17L16 145V143L14 144V143H11ZM32 144L30 145V146H32ZM102 144V145H101ZM225 144V143H224ZM242 144V143H241ZM10 145V144H9ZM46 145V146H45ZM58 145V146H57ZM169 145V144H168ZM192 145V144H191ZM207 145V149H206V146ZM238 145V144H237ZM236 145V146H237ZM243 145V144H242ZM8 145H6V148H4L3 149V151L5 152V150H7L8 148L9 149H12V148H14V150L16 149V147H13L12 145H10V146H8ZM48 146V148H51L52 147V149L50 150L49 149V151H47V150H45L44 149V147L46 148ZM158 146V145H157ZM189 146V145H188ZM187 146V147H188ZM196 146V147H195ZM239 146L241 147V145L239 144ZM4 147H5V145H4ZM21 147V148H22ZM139 147V148H140ZM166 147H168V146H165V148ZM223 147V146H222ZM20 147H19V149H21ZM27 148V149H28ZM33 148V147H32ZM109 148V147H108ZM196 148V149H195ZM236 148V147H235ZM9 149L4 153V155L6 154V156L9 158V159H13V160H17L19 163H22V164H29L30 162H27V160H30V159H28L29 157H30V155L28 156V158H27V156L26 157H23V156H21V155H19L18 153H11L10 151H13V150H10L9 151ZM18 148H17V152H18V150H19ZM167 149H169V147L167 148ZM167 149H165V150H167ZM220 149H222L223 150V148H221V146H220ZM218 150V152L219 153H222V150ZM228 148H226V150H227ZM241 149V148H240ZM240 149H237V151H243V150H240ZM33 150V149H32ZM158 150V149H157ZM208 150L210 151V152H208ZM229 150V149H228ZM227 150V151H228ZM236 150V149H235ZM244 150H245V148H244ZM246 150H247V148H246ZM251 150H253V148L251 149V147H250V152H251ZM10 152L11 154H7V152ZM16 151V150H15ZM35 151V150H34ZM38 151V152H37ZM57 151V152H56ZM155 151H156V149H154V153H155ZM169 152H170V150H168ZM226 151V152H227ZM231 151V150H230ZM233 151V150H232ZM231 151V152H232ZM248 152L247 153H249V149L247 150ZM21 152H22V150H21ZM48 152V153H47ZM166 152V151H165ZM176 152V151H175ZM195 152H197V154H195ZM218 152H217V154H218ZM253 152V151H252ZM251 152V153H252ZM20 153V152H19ZM35 153V152H34ZM47 153V154H46ZM156 153H158V152H156ZM155 153V154H156ZM224 153H225V150H224ZM229 152H227V154H228ZM242 153V152H241ZM243 153H244V151H243ZM20 154H22V153H20ZM27 154V153H26ZM155 154H154V157H155ZM169 154V153H168ZM208 154V155H207ZM226 154V153H225ZM250 154V153H249ZM219 155V154H218ZM221 155V154H220ZM219 155V157H221ZM244 155H246L245 153H244ZM252 155H254L253 153L251 154V156L250 155H248V156H250V157H254V156H252ZM82 155L79 153V154H77V159L78 158H80ZM216 156V155H215ZM223 156H224V154H223ZM247 156V157H248ZM58 157H56V158H54L53 159V162L54 163H56L57 161H58ZM217 157V156H216ZM250 157H248V158H250ZM218 158V157H217ZM222 158V157H221ZM227 158V157H226ZM225 157H224V159L225 160H227ZM186 159H189L190 160V162H191V164H189V166H191V167H186L185 166V162H186ZM250 159H252V158H250ZM171 160V161H170ZM53 162L51 163L52 165H53ZM201 162H203V163H201ZM31 163H32V161H31ZM30 163V164H31ZM200 163H201V165H200ZM187 164V163H186ZM48 165V164H47ZM52 165H49V166H52ZM44 166V165H43ZM46 166V165H45ZM54 166V165H53ZM211 167V166H210ZM39 168V167H38ZM243 168H246V172H250L251 173V167H249V168H251L250 169V171H248L249 170V168H247L246 166H244V167H242L241 169H240V171H241V173L239 174V177H244V175H241V174H243ZM144 169H145V167H144ZM156 169H158V171H159V174H161V175H169V177H171V178H173L175 175H176V178H181V177H185V174L187 175V173L188 172H190L191 173V183L189 184V185H186L185 183H181V184H176V185H171V186H169V185H167V184H165V183H163V180L162 179H155V180H152V179H150V178H147V177H152V176H155L157 173H156ZM213 169V168H212ZM146 170V169H145ZM210 170V169H209ZM209 170H208V172H209ZM38 171V173H42V172H48V171H51L52 172V170H50V168L48 169V166L44 169L42 166L39 168V169H37V167H36V169L34 168V172H37ZM61 171H64V169H62V170H60V172ZM217 171V170H216ZM244 171V172H245ZM54 172V171H53ZM218 172V171H217ZM221 172V171H220ZM54 175L53 177L55 178V176H57L55 173H50L49 175ZM222 174V173H221ZM65 175H66V169H65V172H61V173H59V180H61V179H63L64 177H65ZM84 175H85V171L84 170H81V172H80V174L78 175V178H77V181H76V183H75V185L74 186H76V185H78L81 181H82V179H83V177H84ZM177 176H179V177H177ZM201 176V177H202ZM224 176V175H223ZM49 177V180H45L44 181V183H43V185H42V187H46V186H50V185H57V184H60V183H58V181L59 180H57V179H55V180H53L54 178L53 177H50V176H48ZM144 177V178H143ZM204 177V176H203ZM238 177V179L240 180V178ZM53 178V179H52ZM129 178H131V180L129 181ZM175 177L173 178V179H176ZM237 179V178H236ZM236 179H232V181H234L235 182V180ZM237 179V180H238ZM242 179V178H241ZM204 180H205V177H204ZM224 180V179H223ZM238 180V181H239ZM129 181V182H128ZM229 181H231V180H229ZM228 181V182H229ZM231 181V182H232ZM241 181V180H240ZM172 182V181H171ZM205 182V183H204ZM212 182V184H214ZM230 182V183H231ZM237 182V181H236ZM102 183H106V185L105 186H102ZM101 183V187L102 188H105L107 185H108V179L106 180V181H104V182H102ZM40 184H42V183H40ZM174 184H175V182H174ZM240 184V183H239ZM211 185V184H210ZM41 186V185H40ZM223 186V185H222ZM41 187V188H42ZM2 190V189H1ZM0 190V192H2V195H3V193L5 192H3V191H1ZM230 191V190H229ZM230 194V193H229ZM179 195V196H180ZM1 196V195H0ZM109 196H111V197H113L114 198V193H106V194H104V195H102V193H100V192H98V191H94V192H92L91 193V195H90V197L91 198H93V199H100L101 197L103 198V200L99 203V205H100V207L102 208V209H104L105 210V212L104 213H100V214H98L95 218H94V223H93V225H95L93 228H99V227H110L111 225H112V217H110L108 214H110L111 213V211L112 210H114V209H116V207H115V204H116V202H113L112 200H110V198H109ZM233 196V195H232ZM3 197H6V199L5 200H7V196L5 195H3ZM11 197V196H10ZM9 197V198H10ZM14 196H12V200H11V202L12 203H16V201H17V198L18 197H15V198H13ZM8 198V199H9ZM233 198V197H232ZM235 198V197H234ZM233 198V199H234ZM16 200V201H14L13 202V200ZM182 199H181V201H182ZM236 199V198H235ZM4 200V199H3ZM3 200H2V203H3ZM4 200V201H5ZM252 200V199H251ZM135 201V200H134ZM5 202H7V201H5ZM4 202V203H5ZM136 202H138V205H140V206H142V203H143V201L142 200H140V201H136ZM167 202V200H166V198H164V197H162V198H160L159 199V201H158V203L159 204H165ZM251 202V201H250ZM250 202H249V205H250ZM260 202V201H259ZM1 203V202H0ZM1 203V205H4V203L2 204ZM14 203V204H15ZM19 203H21V202H19ZM25 205H30L31 203H29V202H23ZM181 203V202H180ZM261 203V206H263L262 205V202H260ZM8 204V203H7ZM16 204H18V203H16ZM5 205H6V203H5ZM21 205H23L22 203H21ZM219 205L220 206H222L223 207V212H224V214H223V212H222V215H217L216 214V211H217V206L219 207ZM260 205V204H259ZM258 205V206H259ZM7 206V205H6ZM260 206V207H261ZM1 207H3V206H1ZM221 207V208H222ZM251 207V206H250ZM253 207H255V206H253ZM252 207V208H253ZM63 208L65 209V210H69V209H72V207L71 206H69V205H64L63 206ZM217 208V209H216ZM263 207H261L260 209H262ZM234 209H235V207H234ZM250 210H252L251 208H249ZM258 210V211H260V212H258V211H256V212H258V216H261L263 219H264V217H263V214H262V212L263 211H261V210ZM0 210H2V216H0V218L2 217L3 218V214H4V210H3V208L1 209L0 208ZM250 210L248 211V213H250ZM255 210H257V209H255ZM6 211V210H5ZM207 211H209L210 213V217L209 218H207ZM236 211V210H235ZM236 213V212H235ZM237 213H239L240 214V212H238L237 211ZM6 214V213H5ZM4 214V215H5ZM52 214H53V209L52 210H49V207H48V217H50L51 218V216H52ZM257 215V213H255L254 212V214H252V215ZM261 214V215H260ZM1 215V214H0ZM15 215H16V213H15ZM174 214L172 213V212H170V214L169 215H164V214H160V213H156V212H154V211H152L147 217H146V220L147 221H149L150 222V224H153V226H154V228L150 231V232H153L156 228H157V230H160V233H164V232H167V230H168V227H167V224H168V222H169V220L172 218V217H174L173 216ZM234 215V214H233ZM236 215V214H235ZM250 215V214H249ZM255 215V216H256ZM225 216L227 217L226 219H225ZM238 216V215H237ZM254 216V217H255ZM14 218H12L13 220H10V222H9V224H10V226H11V223L12 224H14V222H17L18 220H20V219H22L20 216H18V215H16V216H13ZM132 217H134V214H133V211L132 210H130V211H125L123 214H122V219L123 220H126V219H131ZM233 217V216H232ZM229 218V219H228ZM247 218V217H246ZM246 218H244V219H246ZM256 218H259L258 219V221L260 220V217H256ZM256 218H252V219H256ZM3 221H4V219H2ZM234 220V221H233ZM3 221H1L0 220V222L2 223ZM257 221V220H256ZM257 221V222H258ZM263 224H264V222L263 221H261ZM0 223V224H1ZM159 223V224H158ZM262 223H260L261 225H262ZM202 225V228H204L203 226V224H201ZM201 225H199V227L201 226ZM55 226V225H54ZM150 226V225H149ZM155 226H157V227H155ZM264 226V225H263ZM12 227H14V226H11V229H12ZM195 227V228H196ZM241 228L242 229H245V231L246 230H248L247 232H248V234H246V233H239L240 232V230H241ZM258 228L260 229V230H258ZM117 229H118V231L120 232V233H126L128 230L129 231H131L132 230V228L128 225V224H125V223H123V224H121L120 226H118L117 227ZM198 229V228H197ZM200 230V229H199ZM203 230V229H202ZM134 231L135 232H138L139 234H141V235H144V236H148L149 235V227H144V226H142V225H138L137 227H135L134 228ZM204 231V230H203ZM202 231V232H203ZM212 231L210 232V234H212ZM236 231L238 232V233H236ZM13 233H12V235H14L16 232H15V230L14 231H12ZM15 232V233H14ZM33 232H34V230L32 229V227L31 228H28L25 232H24V236L27 238V239H29L30 238V236L33 234ZM205 232H207V230H205ZM1 233V235L3 234V232H0ZM10 233V232H9ZM209 233H208V235H210ZM228 234V233H227ZM225 235L226 236V239H225V237H224V240L225 241H227V239L229 238L230 239V237H229V234L228 235ZM245 234V235H244ZM0 235V236H1ZM46 235V234H45ZM41 237V236H40ZM48 237H50V236H48ZM210 238H211V236H210ZM213 238V237H212ZM42 239V238H41ZM58 238L56 237V236H53L52 237V245L50 246V248L51 249H53L54 251L56 250V246H58V245H55V242H56V240H57ZM62 239H64V240H62ZM65 239H66V241H68V242H70L71 241V236L70 235H67V234H65V233H62L61 235H60V237H59V243H62L63 241H65ZM75 239L76 240H78V242L76 243V244H73V246H72V248L74 249V250H79V251H82V252H84L86 255H85V257L80 261V263L81 264H86L89 260H91V259H94L96 256H99L100 258H101V260H100V262H99V264H110V263H112V259H114V258H116V257H118V256H121V255H123V251H121V253H119V254H117L116 256L113 254V252L115 251V250H119L120 248H122V247H124V248H130V247H132L133 246V244L132 243H130V242H128L127 240H123V239H119V238H117V240L115 241V239H114V241L113 242H111V243H109L107 240H106V238L105 237H102V236H95V235H91V234H89L88 232H83V233H77V234H75ZM220 240H221V238H219ZM196 240H198V239H196ZM200 240H202V239H200ZM199 240V241H200ZM65 241V243H67ZM170 241L171 242H173V243H176L177 244V247H176V250H174V251H176V252H174L173 250L172 251H168V252H164L161 256H160V260L159 261H165V262H170V261H175L176 262V264H198V262H196V261H198V259H200L201 261H204V258H203V255H205L206 253H209L210 252V249L208 248L209 247V245H208V242L206 241L205 243H204V241H203V243H201V244H198L199 243V241H197V244L198 245H195L196 247L195 248H193V250L195 249V252H196V254L198 255L197 257H198V259L197 258H195L194 259V257H191L190 258V255H192V254H190L189 255V258H187V259H185V260H183V258H181L178 254L180 253L181 254V250L182 249H184L183 247H181V246H179V239L176 237V235L175 236H173V237H170ZM195 241V240H194ZM54 242V243H53ZM196 242V241H195ZM179 243V244H178ZM206 243H207V245H208V247H207V245H206ZM228 243H227V245H228ZM36 244H38V242L36 243V241L34 242V243H30V245H29V247H23V248H21V247H16L17 249V252H27L28 250H30V249H33V248H35V246H36ZM224 244H226V243H224ZM11 246H13V243L12 244H10ZM226 245V246H227ZM219 246V245H218ZM217 246V247H218ZM107 247H109V251H107ZM9 248H11V247H9ZM15 248V247H14ZM58 248V247H57ZM153 248H156V246H153ZM11 250H13V249H11ZM16 250H14V251H16ZM157 249H151L150 250V252H155ZM212 250V249H211ZM257 250V252L259 253V254H257V257H256V259L259 261V262H261V261H264V247H263V252L261 253V249H256ZM13 251V252H14ZM57 251V250H56ZM194 252V253H195ZM12 254V253H11ZM6 256H8V255H4V256H2L1 258H0V262L2 263V264H10L11 263V258L10 259H8V257H6ZM192 256H194V255H192ZM196 257V256H195ZM197 259V260H196ZM104 260V261H103ZM124 264H131V263H129V262H126V263H124Z\"/></svg>",
  "mask_w": 264,
  "mask_h": 264
}]
</instances>
